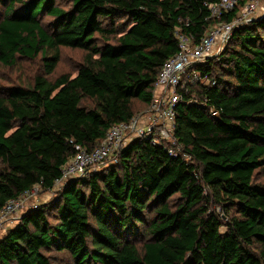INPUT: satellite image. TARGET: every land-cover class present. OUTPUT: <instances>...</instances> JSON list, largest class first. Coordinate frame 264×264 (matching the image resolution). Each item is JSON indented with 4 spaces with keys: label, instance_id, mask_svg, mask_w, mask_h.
I'll return each mask as SVG.
<instances>
[{
    "label": "trees",
    "instance_id": "trees-1",
    "mask_svg": "<svg viewBox=\"0 0 264 264\" xmlns=\"http://www.w3.org/2000/svg\"><path fill=\"white\" fill-rule=\"evenodd\" d=\"M216 1L0 0V64L41 55L45 69L0 92V208L35 187L53 190L75 144L93 149L138 112L135 99L145 108L178 51L176 29L197 41L234 17L238 8L210 17L207 3ZM61 46L85 54L75 76L51 79ZM199 68L216 84L191 92L219 116L199 104L176 107L175 135L193 162L132 142L117 163L29 207L0 237V264H53L52 249L75 264H264V185L256 180L264 173V14Z\"/></svg>",
    "mask_w": 264,
    "mask_h": 264
},
{
    "label": "built area",
    "instance_id": "built-area-1",
    "mask_svg": "<svg viewBox=\"0 0 264 264\" xmlns=\"http://www.w3.org/2000/svg\"><path fill=\"white\" fill-rule=\"evenodd\" d=\"M207 6L212 18L238 9L232 20L211 25L197 41L193 33L176 29L178 51L162 64L149 104L129 120L113 124L93 149L75 144L76 151L63 165L61 178L57 180V184H60L58 190L70 180L93 176L117 163L122 150L136 140L166 146L172 155H181L193 162L192 156L175 135L176 107L181 102L199 104L208 108L211 116H219L216 107L207 105V98L200 99L203 97L191 92L192 87L200 83L203 86L216 84V80L203 73L199 66L220 55L236 28L264 14V0H217L207 3ZM39 188L35 187L7 201L0 208V225Z\"/></svg>",
    "mask_w": 264,
    "mask_h": 264
},
{
    "label": "rangeland",
    "instance_id": "rangeland-1",
    "mask_svg": "<svg viewBox=\"0 0 264 264\" xmlns=\"http://www.w3.org/2000/svg\"><path fill=\"white\" fill-rule=\"evenodd\" d=\"M60 4L70 7V0H58ZM4 6L0 3V19L3 17ZM126 17L118 16L115 18L116 24H120L125 21ZM45 21H49L50 17L44 16ZM110 21H105L104 23H108ZM111 25V24H110ZM114 40V37L111 39ZM106 39L96 34V42L99 45H102ZM61 56L58 61L55 69L46 74L49 78L54 79L58 75L62 73H69L72 76L77 74L78 67L83 60V56L85 54V50L82 48H75L69 46H61L60 48ZM45 69L43 68L41 55H38L36 58H27L18 56L16 62L13 65H4L0 64V92L7 90L9 87L18 84H31L34 80V76L38 73H44ZM143 103L140 100L135 99L134 101V109L135 111L143 110ZM1 166V162H0ZM257 182L264 185V173L258 172L256 176ZM60 184L55 186L54 190H42L38 189L37 192H34L30 196L27 197L26 200L23 201V204L17 208L14 212L9 214L10 218L6 220L4 223L0 225V237H2L8 228L14 226L21 215L26 212L29 207L35 206L40 203L47 202L54 198L55 193L58 191ZM214 208L216 211L222 216L223 219L227 220L229 218L225 216V210L220 204H214ZM235 209L231 210L228 215L233 213ZM140 244V243H139ZM50 256L53 264H75L74 258L71 254L64 250L52 249L46 251Z\"/></svg>",
    "mask_w": 264,
    "mask_h": 264
},
{
    "label": "crops",
    "instance_id": "crops-1",
    "mask_svg": "<svg viewBox=\"0 0 264 264\" xmlns=\"http://www.w3.org/2000/svg\"><path fill=\"white\" fill-rule=\"evenodd\" d=\"M11 227H12V226H11ZM8 229H9V228H8ZM8 229H7V230H8Z\"/></svg>",
    "mask_w": 264,
    "mask_h": 264
}]
</instances>
